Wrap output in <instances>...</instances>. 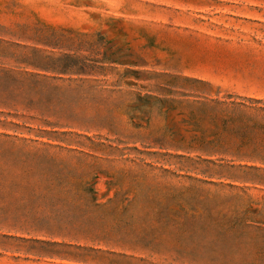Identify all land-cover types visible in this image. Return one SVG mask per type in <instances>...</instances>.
Here are the masks:
<instances>
[{"label":"rangeland","instance_id":"obj_1","mask_svg":"<svg viewBox=\"0 0 264 264\" xmlns=\"http://www.w3.org/2000/svg\"><path fill=\"white\" fill-rule=\"evenodd\" d=\"M260 124L264 0H0V264H264Z\"/></svg>","mask_w":264,"mask_h":264},{"label":"trees","instance_id":"obj_2","mask_svg":"<svg viewBox=\"0 0 264 264\" xmlns=\"http://www.w3.org/2000/svg\"><path fill=\"white\" fill-rule=\"evenodd\" d=\"M255 103H260L259 101ZM239 104L238 107H242ZM240 110V109H237ZM261 130H264V125L260 124ZM257 127V126H256ZM200 149L209 155H220L222 157L229 156L234 158V161L256 163L260 162L264 165V144H258L250 141H240L238 143H229L225 141L209 142L202 144ZM224 161V159L222 160Z\"/></svg>","mask_w":264,"mask_h":264}]
</instances>
